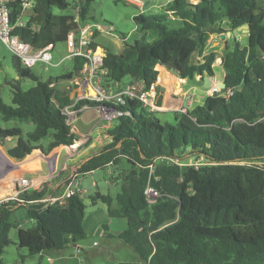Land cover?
Wrapping results in <instances>:
<instances>
[{"label": "trees", "instance_id": "trees-1", "mask_svg": "<svg viewBox=\"0 0 264 264\" xmlns=\"http://www.w3.org/2000/svg\"><path fill=\"white\" fill-rule=\"evenodd\" d=\"M30 1L31 15L25 25L17 24L22 0L10 2L9 16L14 25L12 35L34 50L64 43L67 34L77 29L73 15L52 12L53 8L67 10L70 4L66 0ZM92 1L78 5L81 23L86 22ZM257 1L172 0L160 15L133 17L142 36L132 43L122 38L119 54L104 49L106 88L139 82L148 91L160 68L181 79L212 77L217 57L215 52L205 53L210 35L248 25L247 45L235 40L231 49L226 46L224 50L225 86L219 95L207 96L202 105L185 113L175 112L174 124H162L156 113L136 100L116 106L123 114L107 130L111 142L77 169L78 175L85 176L109 166L115 173L122 161L128 166L118 176L111 174L121 180V189L114 197L99 193L90 197L92 205H106L110 218L126 220V229L115 238L140 260L122 264H264V170L253 165L264 162V12L258 11ZM96 37L97 30L92 48L97 47ZM84 62V58L75 57L70 71L41 81L15 57L18 80L11 87L12 105L0 99V116L4 121L31 122L34 129L23 138L18 127L0 128V140L16 139L7 150L10 158L24 159L47 136L51 138L46 146L49 151L77 141L62 113L70 100L60 98L55 87L58 82L81 76ZM22 79L35 85L22 90ZM228 90L232 95L225 97ZM84 105L97 104L78 103ZM199 156L213 164L195 170L157 162L151 185L159 197L154 203L147 201L148 170L144 166L159 158ZM48 195L54 193L44 184L41 189L20 191L15 199L0 201V257L11 243L12 229H17L18 249L25 250L20 255L22 262L86 239V206L81 196L76 193L63 203L41 202ZM18 209L32 222L31 228H23L12 219Z\"/></svg>", "mask_w": 264, "mask_h": 264}, {"label": "rangeland", "instance_id": "rangeland-1", "mask_svg": "<svg viewBox=\"0 0 264 264\" xmlns=\"http://www.w3.org/2000/svg\"><path fill=\"white\" fill-rule=\"evenodd\" d=\"M85 0H66L70 4V7L67 10L60 11L57 8H53L52 12L54 15H62V14H73L74 8L73 6H78L83 4ZM163 1V0H158ZM164 2V1H163ZM258 11L264 12V0L257 1ZM146 8L144 7V10ZM145 12V11H144ZM139 14L138 8L128 2L122 0H93L89 6L88 18L85 23L89 25H93L92 30H96V25L102 26H111L112 31L108 34H102L98 38H95V43L99 45V47L103 49H107L112 53L119 54L121 48V39L125 38L126 43H132L135 39H139L140 31L134 24L133 15ZM148 14L160 15L162 14L161 9H152L147 12ZM31 15L30 7L26 8L22 13L20 20L25 21ZM262 27L264 29V20L262 22ZM237 40L241 46H246L248 43V36L241 31L232 32L231 36H227L225 41L227 42V46L231 49L234 46V41ZM123 41V40H122ZM225 48L221 49L223 53ZM68 53V48L65 43L61 42L54 46L52 51V61L51 64H56L62 58L65 57ZM196 57H193V61H196ZM15 60V56L12 52H10L5 46L0 44V99L6 105H12L11 103V90L12 84H15L18 80V76L14 70L13 63ZM72 62L70 59H64L57 66H49V65H40L37 64L31 70L41 81H46L50 78L54 79L59 75L71 70ZM216 71L220 74V69L217 67ZM190 81V80H189ZM65 84V85H64ZM35 85V82L30 79H22L20 81V87L22 90H28ZM64 85V87H62ZM62 87V89H60ZM60 89V90H59ZM109 89V88H108ZM137 89V88H136ZM77 87L73 84V82L65 81L58 82L55 87L56 94L62 99H69L68 94L70 95L72 91L76 94ZM138 90V89H137ZM66 94V95H65ZM205 97V96H203ZM203 100H199L195 102V105H202ZM97 112H95L96 114ZM155 116L160 120L162 124L169 123L174 124V115L172 113L163 114H155ZM100 122V121H99ZM102 123V122H101ZM18 127L22 130V137L26 138V134L28 132L33 131L34 125L31 122H21L18 120H9L4 121L0 116V128H13ZM89 138V137H88ZM51 141L49 136L43 138L37 144H41L42 146H47ZM91 141V137L86 140V145ZM12 143H16V139L13 138L11 141L0 140V144L6 149ZM65 147V146H63ZM103 149V148H102ZM45 153H48L49 150L44 149ZM73 151V150H72ZM70 151L65 148L62 149V154L56 156L54 161H57L56 168L53 167L51 161L49 160L48 171L43 175L45 177V181H42V184L38 187L41 189L44 184L47 187L56 185L64 176L69 174L70 168L80 163V161L84 157H80L76 162L69 160L70 157L74 158V154L76 151ZM2 155V154H1ZM66 156V164L62 165L63 157ZM4 159L6 157L2 155ZM52 160V159H51ZM188 162V161H187ZM182 162L181 167H189L188 163L191 162ZM62 165L66 168L61 173L59 172V168ZM125 165V162H121L116 168L119 171L120 167ZM77 169H75V172ZM82 181L81 189L83 193L80 195L83 199V202L86 206L85 210V218L83 227L86 231V239L81 241L77 246H68L64 249V252L70 257L78 258L79 260H70L69 264H120L119 261H124L123 263L130 262L132 258L139 260L138 255L127 245H124L120 241L116 240H108L105 238V231L103 226L106 225L109 227L108 222H103L94 230L92 228L96 226V222L107 219V207L103 203L99 202L97 206H93L91 204L90 197L95 195L96 193H100L101 195H116L121 189V181H115L114 183L109 181L110 177L105 169H97L92 173H89L85 176H80ZM95 183L97 186L92 185ZM86 192L88 190V193ZM12 219L19 221L21 223V227L23 228H31L32 222L27 221L24 217V211L22 209H18ZM114 222H119V220H113ZM111 226V225H110ZM94 229V228H93ZM9 238L11 243L6 247L5 253L0 257V264H22L20 261V255L25 254V250H20L17 247V229H12L9 234ZM77 248L81 249V254L77 256ZM48 254L55 256L57 252L55 250L50 251ZM76 255V256H74ZM46 255L43 258L42 264H49L46 261ZM118 261H117V260ZM39 261V255H35L32 257H27L25 260V264H37ZM61 264V263H60Z\"/></svg>", "mask_w": 264, "mask_h": 264}, {"label": "crops", "instance_id": "crops-1", "mask_svg": "<svg viewBox=\"0 0 264 264\" xmlns=\"http://www.w3.org/2000/svg\"><path fill=\"white\" fill-rule=\"evenodd\" d=\"M163 1L143 0V5L146 8L144 10L145 11L144 14H148L147 12L152 9H161L162 12L164 13V8L167 5V3L166 0ZM137 14L135 13L133 17ZM169 17L170 19L173 20V17H171V15ZM96 26H97L96 38H98L102 34L110 33L108 30V26H102L99 24H97ZM224 26H225L224 24L221 25V27ZM234 31H227L223 39L220 37L221 34L214 33L210 35V38L205 47V53L215 52L217 57L214 63V75L212 77L196 76L193 80L189 81L187 79L179 78L175 73L169 72L164 68L159 69L158 79L156 83L149 90L150 94L153 96V102L155 104V110L153 111L154 113L163 114V115L167 113H172L174 115V113L177 112V110H179L180 108L192 109L193 107L199 105V104L195 105V102H198L199 100H203L202 101L203 103L207 96H212L209 90L211 84L215 82L216 78L218 79V84H220L224 79V70L221 65V58L224 52L222 53L221 49L226 48L227 42L225 41V39L227 36H231L232 32ZM236 31H241L242 33L248 34L241 29H236ZM141 36H142V32L139 33V38ZM125 40L126 39H124V41ZM120 41H121V48H120V52H121L123 47V41L122 39ZM97 47L104 52V49L99 47V45H97ZM70 60L72 62V59ZM217 67L220 69L219 71L220 74L216 71ZM64 82L65 81H63V83ZM126 82H128V80H126ZM64 85L62 87H64ZM131 85L137 88L138 91L143 90V85L139 82H135ZM62 87L60 89H62ZM109 90L116 91L117 87H109ZM75 95L76 94H74V91H72L70 95L68 94L69 99H72ZM95 112H96L95 107H87L77 115L76 119L73 121L71 125V131L77 136V141L72 146L69 147L59 146L53 148L48 153H45L44 149H46V146L37 144L38 148L34 149L24 159L16 160L14 158H10L7 155V150L13 147L15 143H12L6 149H4L3 146L0 144V200L3 198L17 196L16 194L17 185H18V180L20 178L37 180L40 186L42 184V181L45 179L43 174L48 171L49 160L51 161L53 167L56 168L57 161H54V159L56 156L60 157V154H62V149L65 148L70 151L72 150L76 151L74 154V158H72L73 157L72 156L69 158V160L76 162L77 159H79L80 157H84V158L80 161V163L76 164L75 166H72L70 168L69 174L64 176L56 185L50 186L54 195L60 197L65 188L66 181L75 173V169H78L83 163H85L91 157L99 155L102 151V148L106 144L111 142V137L107 134V130L110 128L111 123H106L101 121L98 117V114L97 113L95 114ZM88 137L89 138L91 137V141L89 142V144L86 145L85 143L86 140L89 139ZM11 140L12 139H8L7 141H11ZM1 154L4 155L6 159H4ZM63 158L64 159L62 165H64V163L66 164V161L68 160L66 159V156H64ZM62 165L60 166L59 168L60 170L58 173H61L66 169L64 168V166L62 167ZM127 169H128L127 165H122L120 167V170L115 173H112L114 171V168L110 166L105 170L107 171L110 177L109 181L114 183L115 181L118 180L113 179L114 177H111V174H113L114 176H118L121 170H127ZM81 186H82V181H81ZM94 186L96 187L97 185L95 184ZM84 191L86 192V189ZM87 193L88 190L86 194ZM111 196L114 197L115 195H111ZM97 204L93 206H97ZM113 220H119V222H114ZM103 222L109 223V227L104 225L105 226L104 228L103 226L105 231V235H104L105 238L108 240L120 241L119 239L115 238V236H117L126 229L127 227L126 220L113 219L110 218L107 214L106 220L102 219L101 221L96 222V226L93 227L94 229L92 228L93 232L98 227V225H100ZM70 246H74V245H70ZM55 251L57 252L55 256L48 254L50 251L41 253L39 255V261L37 262V264H42L43 262L42 260L45 257V255L47 257L46 261L49 264H60V263L69 264L70 260H75V261L76 259L79 260L78 258L75 259L74 257H72V255L69 257L66 254V252H64V249L55 250ZM80 254L81 252L77 256H79ZM25 260L23 262L21 261V263L25 264ZM139 260L132 258L130 262L135 263V262H139ZM123 262L124 261H119L120 264H122Z\"/></svg>", "mask_w": 264, "mask_h": 264}, {"label": "built area", "instance_id": "built-area-1", "mask_svg": "<svg viewBox=\"0 0 264 264\" xmlns=\"http://www.w3.org/2000/svg\"><path fill=\"white\" fill-rule=\"evenodd\" d=\"M13 0H0V44L5 46L14 56L19 60L21 67L26 69H32L37 64L57 66L64 59H73L75 57H81L85 59L83 64L82 74L75 79L70 80L77 87L76 95L70 99V103L62 108V113L67 118V123L72 125L73 121L76 119L77 115L88 106H78L80 101L95 102V106L98 117L101 121L106 123H112L119 118L123 112L117 110L116 106L125 105L128 100H136L140 104L147 108L149 111L155 110V104L153 102V96L150 94L149 90H136L133 85H124L117 89L116 91H110L103 84L104 76L108 74V70L102 67L103 58L105 56L104 52L98 47L92 48L94 31L92 30L93 25L87 23H81L79 18V6H76L73 11V16L75 18L74 22L77 23V29L72 30L67 34L66 41L64 42L68 48V53L62 60L56 64H51L52 61V51L54 46L52 44L34 50L29 44H26L17 36L12 35L14 25L10 23V9L9 4ZM135 5L139 14L144 13L143 0H122ZM172 0H166V3ZM30 7L32 10V2L30 0H22V13L26 8ZM21 17V16H20ZM28 19L25 21H17V24L23 26L26 24ZM109 32L112 31V27L108 26ZM223 82V81H222ZM221 82V83H222ZM221 83L218 84V79L211 84L209 90L212 96L219 95L221 89ZM232 95V90H228L225 97ZM187 109L180 108L177 110L179 113H185ZM189 160L191 162H189ZM189 163H188V162ZM176 164L181 166L182 162H187L189 167L198 170L200 167L205 165H212L213 163L206 160L204 156L191 157L186 160H179L173 158H159L158 160L152 161L150 164L144 166L148 170V180L145 186V195L149 203H154L159 197L158 192L151 185V177L154 173L156 163ZM253 165L264 170V162H255ZM95 185V183H93ZM39 187V182L37 180H30L28 178H20L18 180L17 192L24 191L27 189H35ZM85 192V191H84ZM78 193L81 195L83 193L81 189V178L80 175L75 172L66 181L65 188L60 197L55 195H48L46 198L42 199L41 202L47 204H53L56 202L63 203L67 198ZM14 197L3 198L0 201H7L8 199H15ZM77 254L81 252L80 248H77Z\"/></svg>", "mask_w": 264, "mask_h": 264}, {"label": "water", "instance_id": "water-1", "mask_svg": "<svg viewBox=\"0 0 264 264\" xmlns=\"http://www.w3.org/2000/svg\"><path fill=\"white\" fill-rule=\"evenodd\" d=\"M241 30H244L246 33H248V25H243L240 28ZM220 37L223 39L225 37V34H221ZM225 84L224 82L221 83V88H224Z\"/></svg>", "mask_w": 264, "mask_h": 264}]
</instances>
